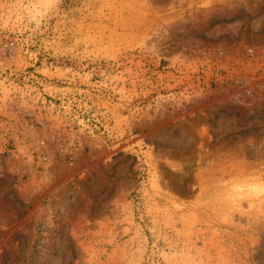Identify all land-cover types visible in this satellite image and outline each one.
Wrapping results in <instances>:
<instances>
[{
  "label": "rangeland",
  "instance_id": "obj_1",
  "mask_svg": "<svg viewBox=\"0 0 264 264\" xmlns=\"http://www.w3.org/2000/svg\"><path fill=\"white\" fill-rule=\"evenodd\" d=\"M0 264H264V0H0Z\"/></svg>",
  "mask_w": 264,
  "mask_h": 264
}]
</instances>
